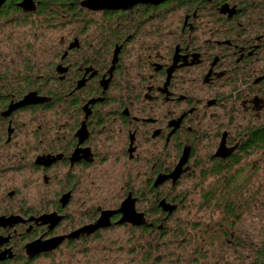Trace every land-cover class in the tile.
Wrapping results in <instances>:
<instances>
[{
    "label": "flooded vegetation",
    "instance_id": "obj_1",
    "mask_svg": "<svg viewBox=\"0 0 264 264\" xmlns=\"http://www.w3.org/2000/svg\"><path fill=\"white\" fill-rule=\"evenodd\" d=\"M80 1L47 8L91 24L49 33L45 63L2 37L41 1L0 7V264H149L165 237L170 264L242 257L244 181L264 174V0Z\"/></svg>",
    "mask_w": 264,
    "mask_h": 264
},
{
    "label": "rangeland",
    "instance_id": "obj_2",
    "mask_svg": "<svg viewBox=\"0 0 264 264\" xmlns=\"http://www.w3.org/2000/svg\"><path fill=\"white\" fill-rule=\"evenodd\" d=\"M41 2H44L48 6L44 5L42 8H44V12H41V15L38 14V16L35 15V19L32 18L31 20L28 19V21H21V24L18 25L17 31L15 33H9V30H12V28L5 29L2 33H8L10 36L8 39L4 36L3 39H6L8 42V45H11V43H14V46H34L35 45V51L32 55L35 56V59L37 62L45 63L46 57H45V50L48 49L50 45V36L49 33H79L80 27H84L87 25H90L91 22L83 21V18L79 22H75L72 20V17L70 18L69 25L66 28H63L60 23V19H52V21H46L47 17H51L46 15L47 14V8L55 6L56 4L62 3L63 5L66 3H71L70 0H62L56 3L55 0H40ZM51 2V3H50ZM61 4V5H62ZM37 7H35V10L29 13L35 12ZM61 7L56 10L58 13H60ZM28 13V12H26ZM50 14H55V12H52ZM88 18H86L87 20ZM92 21V20H90ZM95 21V20H94ZM34 23V26H33ZM94 26L92 25V29H89L85 31V33H98V29H94ZM94 29V30H93ZM95 31V32H94ZM98 31V32H97ZM262 170L258 172V177L255 179L254 175L252 174L249 176V174L246 177V180L244 181V195H243V203L244 210L237 212L239 215V223L237 226H235L232 229V232L240 234V239L242 242H244V254L242 257L237 258V252H235L234 255H232V252H228V256H223L221 259V256L217 254V256H213L214 252L212 251V256H209V258H206V260H200L197 264H253V255L252 252L249 253L248 246L252 247L254 243H258L260 240L263 242L264 238V174ZM17 176V175H16ZM16 182L15 185L18 186L20 183L19 177L15 178ZM107 182H102L101 189L106 187ZM116 189L119 188V183L116 185ZM260 188L258 192H256L257 188ZM250 191V192H248ZM0 194H1V188H0ZM22 199V198H19ZM230 231V229H229ZM159 242H162V246H156V242L150 243L149 247V253L152 256V261L149 262V264H170L173 263V256L168 255L169 253L173 254L174 245L175 243L172 242L171 237H165ZM261 242V243H262ZM249 247V248H250ZM160 248V251H159ZM251 249V248H250ZM247 251V252H246ZM185 253H189V250L185 249ZM220 253V252H219ZM159 254H162L163 259L161 262L156 261L159 256ZM218 257L220 259H218ZM248 257V258H247ZM129 263V262H128ZM119 264V263H118Z\"/></svg>",
    "mask_w": 264,
    "mask_h": 264
},
{
    "label": "water",
    "instance_id": "obj_3",
    "mask_svg": "<svg viewBox=\"0 0 264 264\" xmlns=\"http://www.w3.org/2000/svg\"><path fill=\"white\" fill-rule=\"evenodd\" d=\"M6 0H0V7L5 3ZM137 2L150 3L153 0H138ZM80 7L85 8L90 11H100V10H126L130 8L131 2L129 0H82L79 3ZM24 12H32L35 10V4L33 0H21L18 4ZM177 173L171 175L172 178H176ZM158 183V182H157ZM168 212H171V207L166 206L163 202L162 204ZM138 224V222H136Z\"/></svg>",
    "mask_w": 264,
    "mask_h": 264
},
{
    "label": "trees",
    "instance_id": "obj_4",
    "mask_svg": "<svg viewBox=\"0 0 264 264\" xmlns=\"http://www.w3.org/2000/svg\"><path fill=\"white\" fill-rule=\"evenodd\" d=\"M55 1H56V3H58L59 1H62V0H55ZM70 1L73 2L74 0H70ZM78 1H79V0H78ZM72 2H71V3H72ZM41 3H42V6H41V9H40V10H41V12H44V8H42V7H43L44 5H46V6H48V5L45 4L44 2H41ZM71 3H70V4H71ZM61 4H62V3H59V4H56L55 6H61Z\"/></svg>",
    "mask_w": 264,
    "mask_h": 264
}]
</instances>
